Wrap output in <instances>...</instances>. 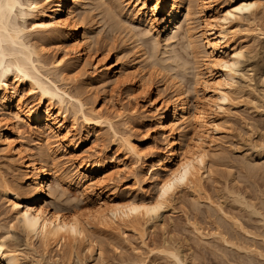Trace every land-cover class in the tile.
Wrapping results in <instances>:
<instances>
[{"label": "rangeland", "instance_id": "374dc122", "mask_svg": "<svg viewBox=\"0 0 264 264\" xmlns=\"http://www.w3.org/2000/svg\"><path fill=\"white\" fill-rule=\"evenodd\" d=\"M85 1L80 11L84 14L83 25H92L94 35L83 60L78 61L68 53L64 61L53 68L49 63L64 54L61 47L65 44L49 39L48 32L31 31L27 36L39 44V38H48L44 44L41 43L45 48L42 53L46 65L43 73L51 76L70 94L80 96L88 107L108 114L119 132L130 135L137 144L142 155L139 162L119 140H115L106 126L86 139L90 128L78 120L75 133L85 141L81 147L82 154L91 157L101 154L109 167H113L112 171L118 170L112 175L113 179L107 181L109 191L118 196H150L156 190L158 157L166 151V140L157 131L153 117V103L148 95L133 93L128 84L108 78L101 72L100 64L93 63L100 53L109 52L110 60H117L123 68L134 71L133 83L150 85L152 94L157 95L156 104L161 105L165 98L174 100L177 88L192 104L195 90L202 92V86L195 83L196 72L199 71L196 61L207 53L201 41L200 20L196 13L192 15L190 26H194L193 33L200 41L195 50L199 57L196 55L195 60L194 49L186 37L188 21H183L182 29L168 38L162 33L163 17L167 13L160 16L156 39L144 20L131 15L137 1ZM224 1L231 3L233 0L216 2ZM259 1L262 5L254 16L235 23L230 29L231 45L242 49L244 56L234 68L238 84L235 98L220 117L221 130L212 134V152L208 157L210 171L202 177V189L177 190L174 201L161 209L155 218H141L113 229L92 226L89 242L68 241L45 247L36 237L27 236L13 220L10 203L0 186V240L6 247L18 250L22 264H176L161 250L167 242L166 245L181 250L183 264H264V215H261L264 214V0ZM90 53L92 56H87ZM167 64L170 68L171 64L175 67L168 70ZM8 83L6 88L4 83L0 85V98L6 92L9 101L16 103L23 93L26 101L37 103V96L29 93L28 84H17L14 78H10ZM47 104L44 100L41 107L45 109ZM52 106L50 111L55 115L59 105ZM64 113L66 117H63ZM57 116L67 128H71L74 122L71 109L63 113L61 110V115ZM12 121L15 122L13 134L32 151H38L35 150L38 148L35 128L24 122L17 123L15 118ZM56 153L51 167H61L60 173L65 177L62 181L51 179L52 187L57 191L53 200L58 201V198L66 212H71L75 204L83 206L89 199L96 200L100 195L98 190L94 189L91 195L84 194L74 180L77 172L73 161H69L61 149ZM110 157L113 158L111 162ZM15 158L10 160L0 151V176L23 189L24 172L16 163L20 160L17 158L15 161ZM50 160L53 162L51 157ZM134 165L138 167L137 172ZM222 234L225 235L223 238ZM225 237L231 242H224Z\"/></svg>", "mask_w": 264, "mask_h": 264}, {"label": "bare ground", "instance_id": "6f19581e", "mask_svg": "<svg viewBox=\"0 0 264 264\" xmlns=\"http://www.w3.org/2000/svg\"><path fill=\"white\" fill-rule=\"evenodd\" d=\"M131 1L134 3L137 1L136 4L140 2L139 5L133 6L131 15L144 20L155 38L159 35L157 26L160 16L167 13L163 17L162 33L168 38L182 29L183 21H188L186 32L188 44L194 49V57L196 55L199 57L195 50L197 51L196 47L200 41L193 33L194 26H190L193 22L192 15L196 13L200 20L201 41L207 52L203 59L201 56V59L195 57L197 70L199 69L196 72L195 83L202 86V92L200 89L195 90L192 104L184 98L180 88L175 90L174 100L165 98L161 105L156 104L157 95L152 94L150 85L142 83L138 86L133 83L134 71L123 68L117 60L115 62L110 60L109 52L100 53L96 63H93L100 64L101 72L108 78H115L118 83L128 84L133 93L142 92L148 95L149 101L153 103V117L156 119L157 131L166 140V151L158 157L159 175L155 178L156 190L150 196L133 194L118 196L109 191L107 181L112 180V175L118 170L112 171L113 167H109L106 158L100 157L101 154L98 157L82 154L81 147L85 141L76 136L78 120H81L83 126L90 128L86 133V139L90 138L91 133L106 126L112 136L116 137L115 140H119L136 162H139L142 155L137 144L130 135L119 132L113 118L108 114H103L94 107H88L80 96L70 94L42 71L46 65L42 59L45 48L41 43L48 38L57 39L65 44L61 47L64 54L49 63L53 68H57L68 53H72L76 60L81 61L86 55V50H90L93 27L83 25L84 14L80 12L86 1L0 0V85L4 83L6 88L9 84L8 80L14 78L17 79V84L19 82L28 84L29 93L37 96L36 104L26 101L23 93H20L16 103L9 101L10 97L6 92L0 98V151L10 160L14 157H16L15 161L17 158V161L20 160L16 163L20 164L24 172L22 178V188H24L21 189L19 184L12 183L3 176H0V186L10 203L13 220L20 225L27 236L36 237L45 247L52 244L62 245L68 241L89 242V230L92 226L113 229L141 218H155L161 209L174 201L173 196H176L177 190L202 189V177L210 171L208 157L212 152V134L221 130L220 117L226 113L235 98L238 84L234 76V68L241 63L244 56L242 49L231 45L230 29L235 23L254 16L262 5L259 0H233L231 3L216 2L218 0H129ZM241 4L253 6L248 11H234V8ZM195 7L196 9H193ZM229 11L232 13L231 16L227 15ZM19 18L22 20L20 21ZM31 31L48 32L50 35H47V39L39 38L38 40L41 41L39 44L27 36ZM87 56L91 57L92 54ZM167 65L165 66L169 68L168 70L175 67L172 64L171 68L170 64ZM225 65L229 67L226 68ZM44 100L48 102L45 109L41 107ZM54 104L59 105L55 115L50 111ZM70 109L74 122L71 128H67L57 115H61V110L63 113ZM62 115L66 117L65 113ZM13 118L17 123L24 122L35 128L37 133L35 140L39 148L35 150L38 151H32L13 134L12 128L15 124ZM51 138L54 141H50ZM58 149L67 155L69 161H73L77 172L76 175L74 174V180L80 185L82 192L91 195L92 191L97 189L99 192L97 194H100L96 200L89 199L83 206L75 204L71 212L65 211L58 198V201L53 200L57 191L52 187L51 179L62 181L65 177V174L60 173L61 167L54 169L51 167V163H54L57 157ZM50 157L54 159L53 162ZM110 158L109 162L113 160L112 157ZM181 165L186 166L187 177L160 201L158 212L149 214L143 210L133 211L141 205L156 204L164 180L174 171L179 170L181 173L185 171L180 167ZM133 168L138 171L137 166L134 165ZM256 212L260 213L258 210ZM73 228L76 229L75 234ZM248 232L246 231V234H249ZM225 238L224 242H231ZM166 244L164 248L163 244L161 245L162 252L175 260L176 264H183V259L180 257L181 250ZM239 246L236 245V248ZM21 259L16 248L6 247L4 241L0 240V264H22Z\"/></svg>", "mask_w": 264, "mask_h": 264}, {"label": "snow or ice", "instance_id": "6c2138e0", "mask_svg": "<svg viewBox=\"0 0 264 264\" xmlns=\"http://www.w3.org/2000/svg\"><path fill=\"white\" fill-rule=\"evenodd\" d=\"M253 5L251 4H241L239 7H235L234 11L236 12H242V11H248L251 9ZM231 12H227V15L231 16ZM225 67H229L228 65H225ZM182 169H185V171H183L182 173L177 170L174 171L171 176H169L167 179L164 180V182L162 183V185L160 186V190H159V197L157 199V203L154 205H141L139 208H134L133 211H140L143 210L149 214H154L156 212L159 211L160 209V201L164 200L165 197H167L169 195L170 192L173 191V189L175 188V186L177 184H182L185 180V178L187 177V170H186V166L185 165H181L180 166ZM25 216H27V213H25ZM75 219V218H73ZM73 233L75 234L76 229L73 228L72 229Z\"/></svg>", "mask_w": 264, "mask_h": 264}]
</instances>
